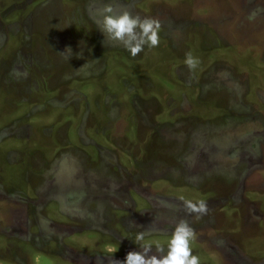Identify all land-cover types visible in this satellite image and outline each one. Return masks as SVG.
<instances>
[{"label":"rangeland","instance_id":"1","mask_svg":"<svg viewBox=\"0 0 264 264\" xmlns=\"http://www.w3.org/2000/svg\"><path fill=\"white\" fill-rule=\"evenodd\" d=\"M180 220L199 264H264V0H0V264L167 254Z\"/></svg>","mask_w":264,"mask_h":264},{"label":"clouds","instance_id":"2","mask_svg":"<svg viewBox=\"0 0 264 264\" xmlns=\"http://www.w3.org/2000/svg\"><path fill=\"white\" fill-rule=\"evenodd\" d=\"M97 24L104 34L105 40L118 42L133 57L143 51L145 45L149 47L159 45L160 22L158 19L141 18L139 15L133 16L127 10L114 13L111 6H105L103 20L97 21ZM60 54L63 55V53ZM184 63L191 70L197 67L198 60L191 52H188L185 54ZM186 208L189 214H206L208 211L207 205L203 201H200L198 206L189 201L186 203ZM149 234L148 230L140 232L136 237V243L143 241L145 236ZM194 235V229L189 223L186 220H180L168 243L167 254H163L164 248L158 246L156 253H160V255H149L152 251L151 244H141V251L129 252L126 261L112 260L110 264H199V258L192 254L190 247Z\"/></svg>","mask_w":264,"mask_h":264}]
</instances>
